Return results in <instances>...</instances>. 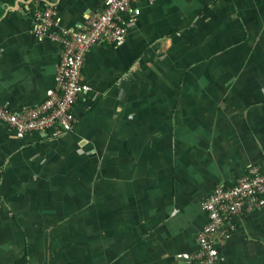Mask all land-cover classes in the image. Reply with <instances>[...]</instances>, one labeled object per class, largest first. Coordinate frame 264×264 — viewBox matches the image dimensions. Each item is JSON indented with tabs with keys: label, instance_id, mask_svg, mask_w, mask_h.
I'll use <instances>...</instances> for the list:
<instances>
[{
	"label": "crops",
	"instance_id": "obj_1",
	"mask_svg": "<svg viewBox=\"0 0 264 264\" xmlns=\"http://www.w3.org/2000/svg\"><path fill=\"white\" fill-rule=\"evenodd\" d=\"M104 0H0V106H39L62 46ZM66 135L0 124V264H173L198 252L202 203L264 171V0H157L124 46L91 49ZM220 264H264V211L231 220Z\"/></svg>",
	"mask_w": 264,
	"mask_h": 264
},
{
	"label": "built area",
	"instance_id": "obj_2",
	"mask_svg": "<svg viewBox=\"0 0 264 264\" xmlns=\"http://www.w3.org/2000/svg\"><path fill=\"white\" fill-rule=\"evenodd\" d=\"M157 0H104L100 12L87 16L83 25L59 29L57 14L47 8L36 15L35 36L62 46L55 76V87L35 107L12 110L0 106V124L11 129L18 139L28 135L58 137L71 133L78 120L74 107L83 93L92 88L84 84L83 68L88 52L95 47L119 48L125 45L129 29L142 13V6ZM208 222L198 235V252L179 254L175 264H220L217 245L230 238L233 228L225 225L244 212L264 211V171L253 168L233 186L218 187L202 203Z\"/></svg>",
	"mask_w": 264,
	"mask_h": 264
},
{
	"label": "bare ground",
	"instance_id": "obj_3",
	"mask_svg": "<svg viewBox=\"0 0 264 264\" xmlns=\"http://www.w3.org/2000/svg\"><path fill=\"white\" fill-rule=\"evenodd\" d=\"M156 2H157V1H156ZM156 2H155V3H156ZM155 3H154V4H155ZM154 4H153V5H154ZM153 5H151V6H153ZM141 8H142V7H141ZM141 15H142V13H141ZM140 17H141V16H140ZM140 17H139V18H140Z\"/></svg>",
	"mask_w": 264,
	"mask_h": 264
},
{
	"label": "rangeland",
	"instance_id": "obj_4",
	"mask_svg": "<svg viewBox=\"0 0 264 264\" xmlns=\"http://www.w3.org/2000/svg\"><path fill=\"white\" fill-rule=\"evenodd\" d=\"M217 247H218V245H217ZM175 260H176V257H175ZM173 264H175V262Z\"/></svg>",
	"mask_w": 264,
	"mask_h": 264
}]
</instances>
